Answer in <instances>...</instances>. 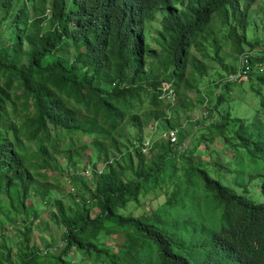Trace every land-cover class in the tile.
Masks as SVG:
<instances>
[{
	"label": "trees",
	"instance_id": "trees-1",
	"mask_svg": "<svg viewBox=\"0 0 264 264\" xmlns=\"http://www.w3.org/2000/svg\"><path fill=\"white\" fill-rule=\"evenodd\" d=\"M256 1H0V264H77L75 252L83 257L78 264H193L183 252L205 246V240L197 239L191 220L182 215L202 208L215 227L211 243L230 264H264V201L245 194L243 169L236 182L244 191L237 193L194 163L197 146L190 148L193 142L183 133L182 121L172 120L178 103L172 105L165 91V83L176 97L182 85L197 89L188 80L189 67L192 74L209 75V66L192 54L194 49L205 50V43L222 62L221 40L213 30L216 17L225 21L237 47L254 48L246 32ZM157 15L162 25L158 53L150 51L146 35ZM246 58L231 75L241 73L264 84L263 70L256 69L264 58ZM223 81L218 84L225 85L226 95L230 83L239 79ZM256 93L264 108L262 91ZM144 96L155 108L142 118L133 112ZM218 102H225L223 95ZM16 115L31 119L34 131L24 133L12 121ZM219 116L209 124L212 141L220 137L230 142L226 133L231 131L241 161L264 166V126L248 128L227 111ZM155 121L179 129L178 143H152L144 152L141 135ZM128 122L138 131L133 141L123 133ZM57 130L94 134L102 146L104 170L89 168L88 175H74L88 190V200L69 195V203L55 201L51 219L62 230L64 244L55 254L51 233L42 238L44 250L32 243L33 227L40 220L30 199L36 196L41 203L55 189L49 173L58 164L59 145H52ZM24 137L36 148L29 162ZM79 155L76 151L72 156L74 173ZM196 180L221 209L219 219L209 213L203 195L195 194ZM165 184L172 185L173 192L154 213L136 217L122 212ZM261 192L264 196V180ZM13 226L16 238H5ZM121 234L125 243H106ZM130 243L137 245L134 255L127 254Z\"/></svg>",
	"mask_w": 264,
	"mask_h": 264
},
{
	"label": "rangeland",
	"instance_id": "rangeland-1",
	"mask_svg": "<svg viewBox=\"0 0 264 264\" xmlns=\"http://www.w3.org/2000/svg\"><path fill=\"white\" fill-rule=\"evenodd\" d=\"M4 1V0H0ZM249 28L246 32V38L250 43L254 44V48L250 45L244 44L242 47H237L230 36V30L223 19L214 18L213 30L217 37L221 40L222 50L220 58L222 62L215 59L214 50L208 43H205V50L194 49L192 54L199 60L203 61L209 66V75L207 77H200L199 74H192L189 67L187 77L190 84L197 86V89H190L182 85L177 100L172 102L178 103L176 109L172 113V120L176 123L178 119L182 121L183 133L188 135L193 143H190V148L196 147L193 153V161L195 164L203 165L211 176L220 180L224 185L229 186L237 193H243L244 188L240 185V181L236 182L237 172L243 169L246 172L245 184L248 192L245 193L247 197L255 202H263L264 196L261 192V182L264 180V166L252 165L245 159L241 161V155L234 151L233 146L235 141L232 139V132H227L226 135L230 142H225L224 139L216 137L212 141V135L209 124L216 123L220 120L219 113L229 112L231 118L234 120H241L248 128L259 129L264 126V108L260 104V97L256 90H261L264 96V84H259L256 79L244 76L239 82L230 83L231 92L225 95V85L218 84L219 80L227 82L231 74L241 69L242 61L247 59L246 56L254 58H264V0H257L249 13ZM147 42L150 51H161L159 43V32L162 30L161 17L157 15L156 20L146 29ZM46 59L44 63H47ZM148 62H155L154 58H149ZM256 69L263 70L264 63H258ZM227 80V81H226ZM185 94V97H182ZM220 95L224 96L225 102L218 106ZM208 105V106H207ZM210 107V108H209ZM155 106L150 102L148 96L143 97V102L136 106L134 114H138L143 118V114L154 109ZM211 109L210 116H207V109ZM188 116V117H187ZM187 117V118H186ZM200 120V121H199ZM12 121L19 126L24 133L34 131V125L31 119L23 116H14ZM199 121V123H197ZM154 123V122H153ZM153 123H150L144 130L142 137V144L146 143L151 138V144L162 143V134L169 128L163 123H159L157 131L153 132ZM7 126V125H5ZM91 127V125L89 126ZM123 133L128 140L133 141L139 137L138 131L128 122L123 126ZM56 138L53 142V147L59 145L60 153L56 154L58 164L55 169L49 173V181L55 186L50 196L43 202L36 198L30 199L34 204L39 214V225L33 227L32 243L44 250L45 246L42 238L51 233L54 237L55 249L51 250L53 253L62 251L64 244L60 240L62 230L55 226L51 216L56 211L55 201L63 199L69 203L68 196H75L78 199H89L88 190L73 180L75 174L88 175L89 168L96 171L104 170V163L100 158L102 154V146L99 140L92 133L84 132H66L57 130L54 132ZM28 155L26 158L28 162L36 154L34 142H30L23 138ZM140 145V144H138ZM128 150V149H127ZM126 150V151H127ZM78 151L80 155L77 156V173H74L72 166V156ZM127 156V155H126ZM242 163V165H241ZM96 167V168H95ZM93 183V180H91ZM165 184L158 187L157 190L151 191L144 196H141L139 203H132L126 210L122 212L139 217L146 213H154L158 206L167 201L168 196L173 192V186ZM93 189V187H92ZM194 192L197 195L202 194L205 198L204 205L209 213L217 217L221 216V209H216V206L211 202V193H205L202 184L196 180ZM173 215H168L172 217ZM177 217L176 215H174ZM184 219H190L192 227L196 229L197 239L205 240V246L187 248L189 251L183 252L193 264H230L223 253L217 252L211 243V232L215 228L212 225L211 217L208 216L205 208L198 212L189 209V211L182 215ZM40 226V227H39ZM204 227L206 228L205 231ZM17 229L15 226L10 227L7 239H15ZM0 239L2 237L0 236ZM125 243L126 237L113 235L106 239V243L117 244ZM137 251L135 243L128 244L127 254L134 255ZM77 258L75 263L82 261L83 257L79 252H75Z\"/></svg>",
	"mask_w": 264,
	"mask_h": 264
},
{
	"label": "built area",
	"instance_id": "built-area-1",
	"mask_svg": "<svg viewBox=\"0 0 264 264\" xmlns=\"http://www.w3.org/2000/svg\"><path fill=\"white\" fill-rule=\"evenodd\" d=\"M243 78H244V76L241 73H238L237 75H230V77H229V79H231V80H237V79L240 80ZM165 91H166L167 98L171 102L175 101L176 94L171 89V84L165 83ZM159 123H160L159 121H155L153 123L152 129H153L154 133L157 131V127H158ZM178 132H179V129L167 128L164 131V133L162 134V142H170L172 144H177L178 143ZM151 138H149L146 143H143V145L140 146L144 152H147L148 150H150V148L152 146ZM136 146H139V145L137 144Z\"/></svg>",
	"mask_w": 264,
	"mask_h": 264
}]
</instances>
